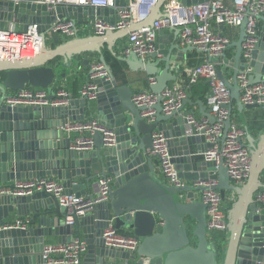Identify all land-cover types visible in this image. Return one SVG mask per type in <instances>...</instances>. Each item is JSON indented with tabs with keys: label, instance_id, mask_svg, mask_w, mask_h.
<instances>
[{
	"label": "water",
	"instance_id": "95a60500",
	"mask_svg": "<svg viewBox=\"0 0 264 264\" xmlns=\"http://www.w3.org/2000/svg\"><path fill=\"white\" fill-rule=\"evenodd\" d=\"M204 1L207 0H182L186 5ZM127 2L116 0L120 7ZM165 2L158 0L154 6L158 18L163 15ZM111 11L116 14L114 20L105 16ZM84 16L111 23L119 19L113 7L57 5L52 8L32 0H0L1 30L16 24L20 31H26L30 24L36 23L43 35V46L37 55L0 60V183L56 176L65 193L82 195L100 176L110 175L114 180L109 199L97 204L87 215L76 217L74 225L65 223L62 216L65 208L54 195L39 191L26 196H0V264H46L42 254L46 238L55 235L58 243H64L61 236L67 233L68 242L74 236V228L82 232L87 242L83 264H264V213L256 212L255 202V194L264 188V131L256 137L247 134L249 177L242 185L233 183L223 160L217 163L202 156L211 144L188 121L190 115L197 117L185 110L187 104L193 103L191 98L187 96L170 113L163 110L162 92L177 80L173 62L183 63L184 53L194 47L181 48L180 43H174L168 50L157 39L156 51L148 59L134 51L117 55L116 41L142 27L143 24L132 29V24L140 25L135 21L126 28L101 35H76L65 40L50 30L57 20L71 18L77 24H84ZM257 17L261 21L260 41L250 60L242 57L247 17L240 26L238 39L231 43L236 49L234 57L228 58L224 53L221 58L213 59L217 76L230 90V101L223 105L229 116L221 141L233 124V102L239 112L264 107L243 103L238 82L239 74L251 68L248 83H264V15ZM157 19L153 14L147 21L153 22L146 26L153 25ZM172 29L180 33L179 29ZM164 32L165 28L158 34ZM50 38L53 45H49ZM106 45L117 60L128 64L129 70H143L155 78L150 84L151 91L157 95L156 103L150 107L154 110L152 122L143 115L150 108L137 106L133 101L135 91L126 74L121 70L117 78L107 64L103 54ZM95 53L99 54L108 76L93 80L98 91L94 100L82 97L71 99L68 105L44 107L12 106L6 102L10 93L26 87L46 90L48 97L54 99L56 82L70 72H81L84 66L89 80L93 72L90 57ZM222 64L233 69L231 79L225 76L226 68ZM196 103L201 117L213 124L216 118L208 104L202 100ZM94 115L103 125L114 129L116 142L105 145L102 132L97 130L92 134L91 149L72 148L79 136L66 135L67 124ZM155 131H162L168 138L172 162L185 182L183 186L173 185L156 174L157 155L150 153ZM78 178H83L81 183L76 182ZM207 180L216 183L210 187L201 184ZM209 188L226 195L235 194L227 210V231L222 237H211L208 231V206L202 193ZM14 212L30 219L27 228H5ZM110 224L140 240L135 254L106 246L103 232Z\"/></svg>",
	"mask_w": 264,
	"mask_h": 264
},
{
	"label": "built area",
	"instance_id": "2783aa9c",
	"mask_svg": "<svg viewBox=\"0 0 264 264\" xmlns=\"http://www.w3.org/2000/svg\"><path fill=\"white\" fill-rule=\"evenodd\" d=\"M37 3L47 4L49 7L57 5H82L89 7H113L118 11L119 19L115 23L103 18H96L90 27L96 34H104L109 30H119L130 25L131 21L140 22L146 19L158 0H128L123 7L117 6L116 0H32ZM258 14L264 15V0H233L227 5L224 0H207L186 5L182 0H169L163 5V15L154 21L153 25L144 26L128 34L126 53L134 51L138 56L146 58L156 51L158 31L163 28H177L180 30L182 44L193 46L205 53L204 60L191 70L190 82L194 84L201 78L209 81L210 94L207 95V104L211 108L216 121L213 124L205 117L188 116L189 123L193 124L198 134H203L211 146L202 153L207 161L223 160L230 175L231 181L237 185L244 184L250 173L251 158L246 143L241 138L244 131L233 123L224 141L221 137L224 131L225 120L229 116L227 108L223 107L230 101V90L216 74L214 58H221L231 47L229 37L219 32L216 28L220 25L239 28L247 17L246 38L243 42L242 57L250 60L252 52L260 41L261 21ZM80 24L74 19L57 20L50 30L58 32L65 37L72 38L78 35ZM43 46V35L39 30V24H30L26 31H20L12 26L0 29V60H18L27 56L37 55ZM93 72L89 80L81 89L82 97L94 100L97 97V86L93 83L98 77L108 76L101 62L92 66ZM251 68L246 69L238 76V82L242 88L241 101L245 104H260L264 106V83L250 85L248 75ZM155 78H150L154 83ZM54 99L48 97V92L42 89L26 87L12 92L6 102L12 106H64L72 99V94L62 85L55 86ZM163 110L170 113L179 108L187 97V90L180 84H173L162 92ZM133 101L137 106H148L156 103L157 95L153 92L137 91L133 95ZM154 110L144 111L148 121H153ZM66 131L88 133L89 136H80L71 145L77 150L91 149L93 147L92 134L95 131L102 132L104 144L113 145L116 142V133L113 128L103 125L98 118L86 121L68 123ZM202 131H204L202 133ZM150 153L157 155L160 172L164 179L177 186H183L184 180L178 176V170L172 162V155L168 138L162 131L153 133V150ZM98 192L95 195H78L65 193L62 182L52 177H40L32 179L16 180L12 184L0 185V196L15 195L26 196L43 191L54 195L60 206L65 208V223L74 225L76 217H83L92 212L97 204L109 199L113 186V178L110 175L100 176L98 179ZM215 180H207L201 184L212 186ZM227 196L224 192L207 189L202 193V198L207 203L208 231L209 233L227 231V210L223 208V202H232L234 193ZM256 212L264 213V188L255 194ZM29 218H19L8 223L5 228H27ZM103 239L106 246L135 254L140 245V240L133 234L120 232L113 224L105 228ZM87 252V242L82 237H73L64 243L45 244L43 259L46 264H81Z\"/></svg>",
	"mask_w": 264,
	"mask_h": 264
},
{
	"label": "crops",
	"instance_id": "0c3cea01",
	"mask_svg": "<svg viewBox=\"0 0 264 264\" xmlns=\"http://www.w3.org/2000/svg\"><path fill=\"white\" fill-rule=\"evenodd\" d=\"M169 0H166V2ZM226 2L227 5H231L233 0H224ZM165 2V3H166ZM94 10V9H93ZM155 7L152 8L149 16L144 19L143 21L137 22L140 25L139 26H134L133 24L132 29H137L138 27H142L146 26L148 24H151L153 22V20L151 22H147L151 16L153 14L156 15V19L160 16L157 11L154 12ZM96 11V10H94ZM93 13V12H92ZM106 18L108 19H115L116 14L114 13V11L108 12L107 15H105ZM82 20L85 22L84 24H80L79 26V32L78 35L79 36H89L91 34H96L95 31L93 30L92 27H90L88 24L92 23V19L89 18V16H84L82 18ZM16 29H19V26L16 24H12L10 25ZM9 26V27H10ZM141 27V28H142ZM166 32H164L162 35L158 34V40H160L164 46V48L166 49H170L174 43H180L181 48H185L187 45L182 44L181 39H180V34H178L174 29L172 28H165ZM216 30H218L219 32H223V34H225L227 37L230 38V40L232 42L236 41L239 37V32H240V27L236 28V27H232V26H224V27H218L216 28ZM62 39H67L68 37H65L64 35L60 34ZM53 45V40L52 38L49 39V45ZM128 45V34L126 37L121 38L119 40L116 41L115 46H114V50L116 51L117 55H123L126 54L125 49ZM236 52V49L234 47H230L227 51H226V55L228 58H232L234 57ZM103 54L105 56L106 62L107 64L111 67L113 73L117 76V78L121 75V70L123 71L124 74H126V79L131 83L132 88L134 89L135 92L137 91H147V92H152L151 88H150V78H152L151 76H148L143 70L137 71V72H133L131 70H129V66L127 63L125 62H121L119 60H117L116 55L108 48V45H106L103 48ZM162 55H159V57H161ZM184 61L183 63H176L173 62V68L175 69L173 72H177V80L175 82L170 83L169 86H172L173 84H180L183 87L186 88L187 90V96L191 98L192 100V104H187L185 107V110L187 111H191L193 112L197 117H201L200 114V108L199 105L196 103V101L198 100H202L205 101L207 103V95L208 92L204 95V96H200L199 93H197V90H202L203 84L199 83L200 81L191 84L190 82V76H191V70L196 67L197 65L201 64V62L204 60L205 57V53L197 48H193L188 50L187 52L184 53ZM149 57H147L148 59ZM90 61L92 64L98 63L100 62L99 60V54H92L90 57ZM164 65V63H163ZM221 67H225L224 64L221 65ZM225 76L228 79L232 78V74H233V69L231 67H225ZM88 70L87 68L84 66L83 69L81 70V72H75L72 73L70 72V74H68L65 78L59 80L56 82V84L58 85H62L67 91H69L72 94V99H79L82 98L81 95V89L82 87L87 83L88 81ZM122 79V78H121ZM123 80V79H122ZM199 83V84H198ZM195 85V86H194ZM195 87V92H193V89ZM189 90V92H188ZM210 90V89H209ZM197 91V92H196ZM79 109V108H78ZM81 109V107H80ZM78 114V112H77ZM93 118H97L96 115L93 116ZM91 119L90 117H87L86 120ZM233 123L237 124L245 133L243 140L244 143L249 144V138L247 137V134H251L253 137H256L258 134H260L261 132L264 131V107H257V108H253V109H244L243 112H239L238 108H237V104L236 102H233ZM85 120V121H86ZM83 122V121H82ZM66 135H72V137H77V136H89L88 133H83L80 134L78 132H71L70 134L68 132H66ZM78 138V137H77ZM196 147V146H194ZM156 166V174L159 175L162 179H164L162 173L160 172L159 169V164H158V159L156 160L155 163ZM55 179H57L56 176H54ZM99 179V178H98ZM83 180V178H78L76 179V182L81 183ZM98 181V180H97ZM96 181V184L90 188L87 189L86 191H84L82 194L83 195H95L98 192V182ZM15 181H10V182H4V183H0V185L2 184H12ZM227 196H229V194H227ZM228 203V200L223 202V208L227 209L226 204ZM63 218H65L66 216V212L62 213ZM19 218H28V217H21V216H17L16 212L11 213L10 216L7 219V223H11L14 222L16 219ZM211 237L218 235L219 237H222L225 235L224 232H213L210 233ZM70 237V234H63L61 236L63 241H67L68 238ZM73 237H82V232L78 231L77 228H74V236ZM84 239V238H83ZM49 243H58V237L57 236H50L46 238V244ZM83 264V261H82Z\"/></svg>",
	"mask_w": 264,
	"mask_h": 264
},
{
	"label": "trees",
	"instance_id": "16d2710c",
	"mask_svg": "<svg viewBox=\"0 0 264 264\" xmlns=\"http://www.w3.org/2000/svg\"><path fill=\"white\" fill-rule=\"evenodd\" d=\"M225 35V34H224ZM0 76H1V74H0ZM200 82V84L202 83L203 84V89L202 90H197L196 92L197 93H199V95L200 96H204L208 91H209V89H210V85H209V81L207 80V79H205V78H201L200 80H199ZM198 83V84H199ZM197 84V83H196ZM195 86V85H194ZM193 89V92H195V87L194 88H192ZM188 92H189V90H188ZM223 192V191H222ZM231 204H232V202H230V201H228V203L226 204V207H227V209L226 210H228L230 207H231ZM120 231V230H119ZM120 232H122V231H120ZM127 234H131V233H128V232H126Z\"/></svg>",
	"mask_w": 264,
	"mask_h": 264
},
{
	"label": "rangeland",
	"instance_id": "374dc122",
	"mask_svg": "<svg viewBox=\"0 0 264 264\" xmlns=\"http://www.w3.org/2000/svg\"><path fill=\"white\" fill-rule=\"evenodd\" d=\"M230 195V194H229Z\"/></svg>",
	"mask_w": 264,
	"mask_h": 264
}]
</instances>
